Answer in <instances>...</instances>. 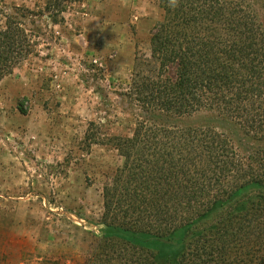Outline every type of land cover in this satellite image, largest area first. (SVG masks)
<instances>
[{"label": "trees", "instance_id": "trees-1", "mask_svg": "<svg viewBox=\"0 0 264 264\" xmlns=\"http://www.w3.org/2000/svg\"><path fill=\"white\" fill-rule=\"evenodd\" d=\"M158 7L149 56L137 57L124 93L140 110L131 135L100 137L92 121L84 133L86 146H112L122 161L103 186L105 229L83 264H264V23L249 0ZM23 34L6 15L0 77ZM201 109L234 123L245 145L174 121ZM245 188L256 191L238 196ZM215 206L210 223L193 226ZM186 228L175 252L170 236Z\"/></svg>", "mask_w": 264, "mask_h": 264}, {"label": "rangeland", "instance_id": "rangeland-1", "mask_svg": "<svg viewBox=\"0 0 264 264\" xmlns=\"http://www.w3.org/2000/svg\"><path fill=\"white\" fill-rule=\"evenodd\" d=\"M47 1L0 0V29L8 15L24 30L21 53L0 77V264H83L90 257L105 229L103 186L122 159L107 144L86 146L84 133L92 121L100 137L131 135L140 110L124 93L162 16L158 0H61L48 9ZM249 3L264 23L260 0ZM174 121L214 126L245 145L234 123L213 111ZM186 231L170 236L175 252Z\"/></svg>", "mask_w": 264, "mask_h": 264}, {"label": "clouds", "instance_id": "clouds-1", "mask_svg": "<svg viewBox=\"0 0 264 264\" xmlns=\"http://www.w3.org/2000/svg\"><path fill=\"white\" fill-rule=\"evenodd\" d=\"M180 0H168V6L172 9L179 7Z\"/></svg>", "mask_w": 264, "mask_h": 264}]
</instances>
